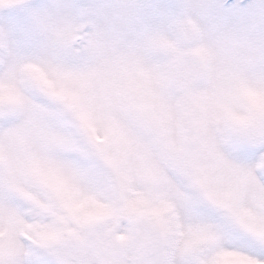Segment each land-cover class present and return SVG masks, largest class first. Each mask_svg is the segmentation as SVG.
I'll return each instance as SVG.
<instances>
[{"label": "snow or ice", "instance_id": "snow-or-ice-1", "mask_svg": "<svg viewBox=\"0 0 264 264\" xmlns=\"http://www.w3.org/2000/svg\"><path fill=\"white\" fill-rule=\"evenodd\" d=\"M0 264H264V0H0Z\"/></svg>", "mask_w": 264, "mask_h": 264}]
</instances>
